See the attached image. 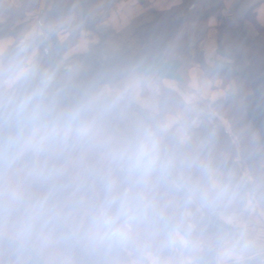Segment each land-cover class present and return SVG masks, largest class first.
<instances>
[{"label":"trees","instance_id":"16d2710c","mask_svg":"<svg viewBox=\"0 0 264 264\" xmlns=\"http://www.w3.org/2000/svg\"><path fill=\"white\" fill-rule=\"evenodd\" d=\"M28 1L21 0V11L34 3V0ZM51 1L48 13L59 12L55 16H59L61 24L50 32L54 37L58 28L71 27L70 23L79 14L75 0ZM82 1L89 9L90 3L96 0ZM183 5L184 8L177 10L187 11L188 4ZM170 12L161 13L154 22L144 26L150 33L161 28L158 35L151 34V37L172 38L170 26L165 23ZM190 15L184 20L193 21L196 15ZM209 15L214 17L212 13ZM160 21L164 22L159 27L155 23ZM181 22L174 25L178 27ZM221 38L219 34L214 65L203 66L206 77L213 83L222 80L227 87L224 98L214 102L211 108L226 120L232 137L220 125L211 128L219 132L218 139L211 132L204 135L210 144L209 156L221 160L224 185L218 191L206 189L208 173L203 161L209 156L192 151L183 161L174 163L180 178L170 174L158 180L153 175L157 166L148 164L149 157L142 158L137 146L127 144L116 133L107 132L94 117L98 90L106 85L122 88V78L131 73H136L143 84L174 81L183 91L189 69L186 42L170 40V44L174 43L173 49H168L169 43H166L155 51L147 48L137 56L127 52L111 66L82 71L77 62L82 59V65L94 61L92 53L96 46L90 44V51L77 54L80 58L71 66L77 75L65 86L63 80L68 74L58 71L54 54L61 56V52L67 51L70 56H76L72 49L77 41L86 42L82 31H72L64 43L53 39L55 53L50 51L51 59L40 56L23 75H19L18 65L25 64L28 55L15 47L2 54L0 264H150L149 256L157 259L156 264H178L174 231L186 240L184 257H194L195 264H214L224 232L212 228L205 219L197 222L196 211L190 203L194 200L188 191L213 210L240 208L247 185L239 179L240 171L234 160L241 155L249 162L251 154L261 166L258 174L257 165L252 164V171L249 164L254 184L256 188L259 185L264 188V28L244 42L234 34L226 43ZM156 44L157 39L147 42V46ZM177 46L179 49L175 50ZM49 61L50 65L45 66ZM44 67L60 79L57 84L63 86L61 92L46 90L42 82ZM165 92L172 94L169 90ZM118 104L110 100L109 112H115ZM168 105L171 108L161 111L162 115L179 109L182 103L172 98ZM163 106L166 101L162 102ZM38 107L46 108L53 116H34ZM136 112L157 134L155 124L159 119L146 112ZM79 114L82 118L75 120ZM46 134L49 138L36 158L33 147ZM233 137L237 146L232 142ZM59 147L66 151L67 160L63 159V163L56 154ZM259 196L264 200V190H259ZM225 202H229L226 207ZM260 262V258H253L232 264Z\"/></svg>","mask_w":264,"mask_h":264},{"label":"crops","instance_id":"0c3cea01","mask_svg":"<svg viewBox=\"0 0 264 264\" xmlns=\"http://www.w3.org/2000/svg\"><path fill=\"white\" fill-rule=\"evenodd\" d=\"M21 3V0H0V69L2 54L10 47L19 48L23 54L28 55L27 62L19 68L20 74L23 75L38 56V50L41 52L50 47L53 39L48 34L61 24L59 16H55L59 15V12L48 13L52 7L51 0H34L32 4L38 3V10L23 7L21 11L19 9ZM74 4L79 17L70 23L71 27L58 28L57 39L65 42L72 36V31L88 32V29L82 26L92 24L104 42L103 48L96 49L99 52L92 53L94 61L88 63L82 71L111 66L127 52L137 56L147 50L155 51L154 49H159L166 43H169L170 49L174 44H170V40L187 43L188 83L183 91L174 81H149L143 84L136 73H131L122 78L120 89L104 86L95 99V108L99 116H106L109 111L108 102L113 100L119 102V108L113 112V116H139L137 110L146 112L150 117H157L159 119L158 127L155 125L157 134L141 120L138 128H130L131 130L127 132L132 135L134 143L142 152V158L149 157L153 160L156 157L154 164L158 163L157 156H161V160L163 156L165 162L170 165L180 163L192 151L209 156L210 144L204 135L211 132L213 138L218 139L219 132L211 129L214 126L209 124L208 106L223 99L227 87H224L222 80L213 83L206 77L204 67L213 66V61L217 59L219 34H222L223 43L229 41L232 34L240 42H244L249 36L256 35L264 28V0H96L90 3L89 9H86L82 0H75ZM183 4H188L187 11L177 10L184 8ZM168 11H171V14L165 23L170 26L169 36L172 38L164 40L151 37V34L158 35L161 28L150 33L149 28L146 29L144 26L154 22L161 13ZM210 13L214 17H211ZM188 14H191V17L196 15L193 21L184 20ZM202 14L207 17L201 18ZM11 16L15 19L10 20ZM180 21L182 22L176 27L174 24ZM163 22L155 24H159L160 27ZM62 31L65 32V37L61 39L59 33ZM151 39H157V44L147 46ZM89 45L90 43L84 47L76 43L72 52L78 54L79 51H90ZM178 49V46L175 47V50ZM42 72L48 70L43 69ZM167 90L172 93L173 100L178 99L182 106L177 110L163 113V116L161 111L171 108L168 102L172 98L169 94L166 95ZM164 101L166 106L162 107ZM228 126L220 125L223 131L232 137ZM232 142L237 146L236 138L233 137ZM239 156L234 162L240 171L239 179L247 185L243 193L244 203L238 209L221 210L214 215L219 222L232 230L217 248L214 264H232L237 260L253 258H260V264H264V200L260 199L261 203L247 193L249 185L254 190L256 186L252 175H241L240 158L246 164L247 160L244 156ZM203 162L208 173L206 189L220 190L224 185L221 160L209 156ZM157 169L159 167H155L153 175L157 179H164L165 174L161 173L159 177L156 174ZM173 242L179 257L178 264H195L193 259L184 257L187 243L177 231L173 233ZM148 261L150 264H156L157 259L149 256Z\"/></svg>","mask_w":264,"mask_h":264},{"label":"rangeland","instance_id":"374dc122","mask_svg":"<svg viewBox=\"0 0 264 264\" xmlns=\"http://www.w3.org/2000/svg\"><path fill=\"white\" fill-rule=\"evenodd\" d=\"M28 8L26 9H36L38 10L39 8V5L37 3V5H29L27 6ZM11 10V9H10ZM14 16H11L10 20H14ZM82 27H86L88 30V32L84 31V37L86 38V40H88V42H82L81 43H78L77 42V45L79 46H87L88 43H90L91 45H94L96 46V49H99V48H103L104 46V42L102 41V36L99 35L97 32H95V25H88V26H85V24L82 26ZM69 30V28H68ZM67 30V31H68ZM53 31V30H52ZM51 31V32H52ZM53 34V33H52ZM57 34L56 33L53 36H51V33H49L48 35L50 37H52V39H56L58 43H64V42H61L57 39ZM89 34V35H88ZM60 35V38H64L65 36V32L62 31L59 33ZM23 36V35H21ZM93 40V41H92ZM22 41V40H21ZM39 43V42H38ZM50 49L47 48L46 50H41L40 52V49L38 50V56L35 58L34 60V64L37 62V60L40 58L39 55H42V56H48V60L51 59L49 57H51L50 55V51L55 53L54 52V48H53V40L50 42ZM38 46V45H37ZM80 52L82 51H79L78 54H80ZM95 52H99L98 50H95ZM66 54V55H65ZM64 55V56H62ZM59 54H54V57L56 58L55 60H58V71L60 72H65V74H68L66 75V77L64 78L63 82H64V86L65 85H68L77 75V72L76 70H74V68L71 70V66L76 62V58H80V55H77L76 56H70V54L65 51L64 53L61 52V56H59ZM70 56V57H69ZM100 58V56H99ZM61 59V60H59ZM81 62H82V59L77 62L76 64L78 66H80V69H84V67L86 65H88L89 62H86L85 64H82L81 65ZM22 65V63H20L18 65V67H20ZM50 65V61L49 63H45V66H49ZM44 69H48L46 67H44ZM26 73V72H25ZM43 73V77H42V82H43V85H45V88H47L46 90H49V91H52V92H61V90L63 89V86L62 87H59V85L57 84L58 82H60V79L55 77L54 75H52V73L50 71L48 72H42ZM79 74V73H78ZM19 75H21L19 73ZM104 88L101 87L97 94L95 95V98L101 93V89ZM119 105V104H118ZM116 106V109L115 111L118 110L119 106ZM208 106V105H207ZM212 106H208V119H209V124L214 126V125H225L227 126V122L226 120H224L223 118H221L215 109L211 108ZM48 113V114H47ZM109 113V114H108ZM107 115L106 116H99L97 114V111H96V108H95V100H94V117L107 129V132H109L110 134H113V133H116L118 134L121 139L126 142L127 144H130V145H135L136 144L134 143L133 141V137L131 134H128L127 132L130 131L131 129L130 128H138V126L141 125L140 123V120L144 123V120L141 118V116H113V112H109L108 111ZM34 116H53L52 113H49L46 111V108L44 107H38V110L35 112ZM164 116V115H163ZM82 118V115L79 114V115H75V120H80ZM156 123V120L154 121V124ZM159 124V123H158ZM158 124H155L157 127H158ZM146 125V124H145ZM229 127V126H228ZM149 128V127H148ZM152 132L153 130L151 128H149ZM49 138V135L46 134L33 148H34V151H35V155H36V158H37V155L39 153V150L41 149V147L43 146V144H45L47 142ZM58 155H60V158H61V162L60 163H63V159H66V151L64 150V148H58L57 150ZM255 153H258V151H256ZM139 154L141 155L142 152L139 150ZM155 158L152 160V159H149L148 160V164H151V165H155L157 166V168L159 167V169H157L158 171H156V174L160 177L161 173H164L165 176L164 178H168L170 176V174L172 175H177L178 178H180V174H179V171L178 169L176 168L175 164H168L165 162V158L162 156V160H161V156H157L158 159H156L158 162L157 164H154L155 163ZM8 159H10V156L8 157ZM254 159V160H253ZM67 160V159H66ZM37 161V159H36ZM252 161V163H250ZM259 161L251 154V160L249 162H247V164L245 163V161H243L241 158H240V165H241V175H247L249 174L251 176V173H250V170H249V167L251 166L252 168V171L254 170V167L252 166V164L255 166L257 165V169L255 170V172H257L259 174L260 172V167L259 165L257 164ZM249 164H251L249 166ZM262 166H264V163H262ZM155 169V168H154ZM154 169H153V172H154ZM155 177V176H154ZM242 177V176H241ZM156 178V177H155ZM157 179V178H156ZM160 180V179H158ZM180 180V179H179ZM244 180V179H243ZM262 186L259 185L258 188H255V190L250 187V185L248 186L247 188V193L249 194V196L252 198V197H255L257 201L261 202V198L259 196V190H264V188H261ZM189 195H190V198H192L194 200V203L193 202H190L191 205L193 206V209L196 211V214H197V222H201L202 220H206L204 222H209V225L212 227V228H216V229H219L221 230L222 232H224V237L222 238L221 242L226 239L228 237V234L230 235L231 234V229L219 222L215 217L214 215L217 214L219 211L218 210H213V209H210L208 208L207 206L203 205V203L200 202V199L199 197H197L195 194H193L192 192L188 191ZM225 197V195L223 196V198ZM226 200V199H225ZM226 203V202H225ZM262 203V202H261ZM229 204V202H227L226 204H224V206L226 207L227 205ZM226 210V209H225ZM216 211V212H215ZM225 212V211H224ZM247 214V213H245ZM213 221H216V222H213ZM207 226V225H206ZM207 228V227H206ZM209 228V227H208ZM192 259H194V257H192Z\"/></svg>","mask_w":264,"mask_h":264},{"label":"water","instance_id":"95a60500","mask_svg":"<svg viewBox=\"0 0 264 264\" xmlns=\"http://www.w3.org/2000/svg\"><path fill=\"white\" fill-rule=\"evenodd\" d=\"M170 231H173L172 229H169Z\"/></svg>","mask_w":264,"mask_h":264}]
</instances>
